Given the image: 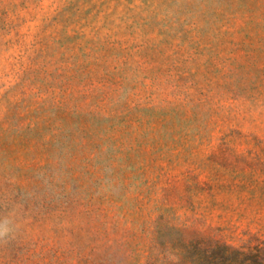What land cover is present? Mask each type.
<instances>
[{"label":"rangeland","instance_id":"rangeland-1","mask_svg":"<svg viewBox=\"0 0 264 264\" xmlns=\"http://www.w3.org/2000/svg\"><path fill=\"white\" fill-rule=\"evenodd\" d=\"M0 264H264V0H0Z\"/></svg>","mask_w":264,"mask_h":264},{"label":"clouds","instance_id":"clouds-1","mask_svg":"<svg viewBox=\"0 0 264 264\" xmlns=\"http://www.w3.org/2000/svg\"><path fill=\"white\" fill-rule=\"evenodd\" d=\"M14 231L15 226L9 219L0 220V242L7 243Z\"/></svg>","mask_w":264,"mask_h":264}]
</instances>
